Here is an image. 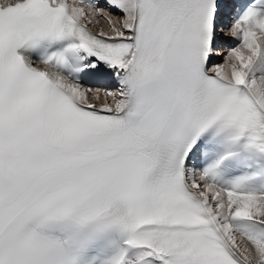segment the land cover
I'll use <instances>...</instances> for the list:
<instances>
[{"label":"snow or ice","instance_id":"6c2138e0","mask_svg":"<svg viewBox=\"0 0 264 264\" xmlns=\"http://www.w3.org/2000/svg\"><path fill=\"white\" fill-rule=\"evenodd\" d=\"M241 139L264 0L0 2V264H264V192L197 166Z\"/></svg>","mask_w":264,"mask_h":264},{"label":"bare ground","instance_id":"6f19581e","mask_svg":"<svg viewBox=\"0 0 264 264\" xmlns=\"http://www.w3.org/2000/svg\"><path fill=\"white\" fill-rule=\"evenodd\" d=\"M0 2L6 3L7 0H0ZM69 2H71V0H69ZM89 26L93 29V31H99V29L101 27L107 28V23H106V21L101 20L99 24L93 23V24H91ZM229 41H231V39H227L226 38V42H229ZM217 59H219V58H217ZM220 62H223V61H220ZM93 86L94 87H105V86L106 87H117L118 86V82H116L115 79H113V80H102V79H99V82L97 84L93 85Z\"/></svg>","mask_w":264,"mask_h":264},{"label":"rangeland","instance_id":"374dc122","mask_svg":"<svg viewBox=\"0 0 264 264\" xmlns=\"http://www.w3.org/2000/svg\"><path fill=\"white\" fill-rule=\"evenodd\" d=\"M218 62H220V60L218 59ZM106 87V86H105Z\"/></svg>","mask_w":264,"mask_h":264}]
</instances>
